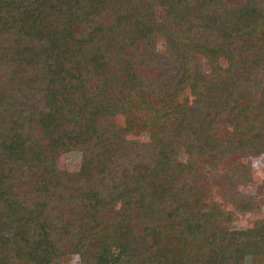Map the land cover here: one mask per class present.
Wrapping results in <instances>:
<instances>
[{"label": "trees", "instance_id": "trees-1", "mask_svg": "<svg viewBox=\"0 0 264 264\" xmlns=\"http://www.w3.org/2000/svg\"><path fill=\"white\" fill-rule=\"evenodd\" d=\"M258 153L264 0H0V264H261L249 165L204 172Z\"/></svg>", "mask_w": 264, "mask_h": 264}, {"label": "rangeland", "instance_id": "rangeland-1", "mask_svg": "<svg viewBox=\"0 0 264 264\" xmlns=\"http://www.w3.org/2000/svg\"><path fill=\"white\" fill-rule=\"evenodd\" d=\"M230 1H235V0H230ZM219 64H225L223 58L220 59ZM187 96L190 97L188 93ZM114 118L117 124H119V127L122 131L125 130L124 126L126 124H128L129 122L132 124L133 128L132 130L128 131L127 137H140L142 139L144 138L145 140L148 139V137H146L148 135L147 131L143 127L144 126L143 123L145 122L143 116L139 114H135V112L132 111V113H128L126 115H116ZM230 131L231 128L228 120L226 118H223L221 120L220 133L223 136H228ZM178 157L179 160L183 161L187 159V154L179 150ZM80 159H81V154L79 151L66 153L60 158V165L69 170H77L79 169L80 166ZM235 161L239 163L246 162L249 165V169L253 177V180L251 181L238 180L239 190H242V192L243 191L247 193L249 192L256 196L257 190L260 186L262 193L260 194L259 198L264 199V154L263 153L252 155L249 158L243 160L239 157H231L228 162L224 163L225 165L217 168L215 171L210 170L208 172V170H206L205 168L204 172H206L207 174L211 173L212 175H218L222 168H227L230 162H235ZM121 162L122 159H119L116 163L119 164ZM199 167L202 169L203 165L202 166L199 165ZM206 188H207L209 202L222 203L227 210H233V205L231 203H227V204L223 203V197L221 195L218 186L215 183L209 180L206 183ZM259 219L263 220L264 222V204L253 212L235 214V220L232 222L233 224L232 226L235 228H244L247 226H251L253 222ZM69 248H70L69 241L60 242L57 245V248L53 250L54 251L53 259L59 262L60 264H76L77 259L75 256H72L71 254L68 253ZM245 264H249L248 258ZM261 264H264V261Z\"/></svg>", "mask_w": 264, "mask_h": 264}]
</instances>
